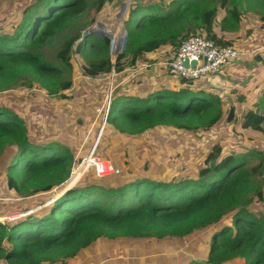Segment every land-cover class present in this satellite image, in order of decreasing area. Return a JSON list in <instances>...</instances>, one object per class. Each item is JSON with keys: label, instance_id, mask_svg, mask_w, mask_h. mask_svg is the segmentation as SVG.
Wrapping results in <instances>:
<instances>
[{"label": "trees", "instance_id": "16d2710c", "mask_svg": "<svg viewBox=\"0 0 264 264\" xmlns=\"http://www.w3.org/2000/svg\"><path fill=\"white\" fill-rule=\"evenodd\" d=\"M240 1L133 0L123 23L121 43V30L113 35L115 46H120L113 66L116 89L94 150L95 157L108 161L114 172L101 178L89 167L79 183L49 206L0 223V264H71L82 251L103 239L110 243L123 238L184 240L224 220L221 229L212 233L205 258L195 255L184 264H264V151L224 154L218 145L200 158L196 173L187 174L164 167L154 155L157 150L167 153L166 145L144 143L148 147L141 152L136 142L161 127L178 133H211L224 121L223 97L193 89L192 81L177 88L151 81L148 89L139 93L136 86L140 81L120 89L115 85L119 73L133 72L144 53L165 45L177 48L191 36L232 46L231 39L224 38L240 28ZM109 2L29 0L22 8L19 5L21 9L13 17L0 19V93L36 88L49 97L68 94L74 71L69 52L79 38L75 53L86 58L79 74L95 80L110 73L112 39L93 32L67 40L85 24L83 18L90 11L99 13ZM256 5L264 24V0H253L246 6ZM220 10L225 12L222 19H218ZM110 19L116 21L114 14ZM101 25L109 33L113 30L109 23ZM217 28L221 35L215 33ZM63 38L66 41L59 49ZM55 115L52 111L51 117ZM55 120L51 125L61 127ZM241 121V128L264 137V110H246ZM41 131L35 138L32 126L0 102V159L6 149H15L0 184L8 190V194L0 193V202H8L6 208L0 205V214L20 211L22 206L10 203L51 193L71 175L77 148L71 151L55 142L41 145ZM255 200L261 206L252 211Z\"/></svg>", "mask_w": 264, "mask_h": 264}, {"label": "rangeland", "instance_id": "374dc122", "mask_svg": "<svg viewBox=\"0 0 264 264\" xmlns=\"http://www.w3.org/2000/svg\"><path fill=\"white\" fill-rule=\"evenodd\" d=\"M252 1L253 0H241L240 7H245L251 4ZM28 2L29 0H7L5 2L0 0V19L7 20L13 17V14L19 11ZM125 3L126 0H111L101 12L95 13L94 11H90L87 17L83 18V21L86 20L85 24L70 34L67 40L73 39L78 35L82 38V36L88 33L90 28L96 27V24L101 25L102 22L111 24L113 30L110 31V33L107 32L106 29L104 33H95L106 36L115 33L119 22V16L125 11ZM19 5L21 8H19ZM252 7L253 11L258 14L260 10L259 7L257 5ZM262 12H264V8ZM112 14H114V19L117 17L118 20L116 19V21H113L110 19ZM106 17L109 19H106ZM256 26H259V23L256 24ZM2 27L3 26L0 24V28ZM263 35L264 29L255 30L252 35H245L247 38H244L245 42L243 46L245 49H249L253 48V46L262 44L264 42ZM240 39H243V36L238 38V40ZM81 40L80 38L77 39L72 44L69 52L70 62L74 71L70 77L72 88L68 94L49 97L43 91L36 88L31 90L19 88L17 90L0 93V102H5L11 109L16 110L17 113L32 126L35 138H38V134H40L42 129L49 126L48 130L45 129L41 131L42 136L39 138L41 140V145L55 142L66 146L71 151L77 148L74 154L75 162L71 168L70 179L54 189L51 193L42 194V196L39 197L32 196L20 202L16 201L15 205L10 203L11 206H22V208L17 212H8L5 213V215L0 214V223L2 224L19 219L49 206L51 204L50 200L57 197L60 191H68L69 185L75 186L79 183L82 173H84L89 165V161L85 160V158L87 159V156L93 150V146L96 148L94 144L102 126V119L104 120L106 115V96L109 86H111V94L116 87L114 88L113 86L114 71H110V73L106 75L101 74L95 80L85 79L79 74V68L86 62L85 56L75 53L76 47ZM112 40L114 43L113 51L118 53L120 49L115 46L117 42L113 37ZM65 41L64 38L59 41V49H61ZM232 46L237 51L238 48L236 49L234 45ZM244 47L239 49L240 52H244ZM261 53L264 54V50ZM239 58L249 59V62L252 64H261L260 62H255L257 58L255 55L245 56L241 54ZM123 61H125V63L128 62L126 58ZM240 76H242L243 81L246 82V87L243 88H246V90L240 93L243 99L240 102V106L239 104L235 105L236 113L233 112L230 122H227L228 114L226 113L223 123L216 125L211 133H178L176 130L169 127L157 128L151 131L149 135L142 136L143 138L136 141L142 147L141 152L145 151L143 147H148L145 146L144 143H150L151 145L152 143L166 145L168 152L171 154L157 150L154 151V155L164 162V167L167 166V168H172L175 171L182 170L189 174L190 172L196 173L199 168L198 163L200 162V158L203 160L206 157V153L209 151L212 152L218 145L223 147L222 152L224 154L230 152L245 154L254 150L264 151V137L262 134L254 130H245L241 128V117L245 110L243 109V113L242 110H240L241 106L245 108V106L249 104V106L252 105L260 110H264V66H258V68L252 69ZM63 77L66 78V76ZM135 79H137V73H129L124 70L119 73L118 81L115 85L118 84V89H120V87L124 88ZM202 81V79L193 80L191 82V87L197 90ZM139 91L140 90L137 89L138 93ZM253 107H250V109ZM48 109L56 111L55 117H51L52 111L49 112ZM43 115L50 116L45 119L43 117L41 118ZM54 120L60 123L61 127L57 124L51 125V122ZM73 137L77 139L73 141ZM14 153V148H8L4 156L0 159V184L4 182L6 176L5 165L15 156ZM172 156L175 158L171 159ZM82 162L83 165L80 166ZM7 192V188L0 187V193L8 194ZM7 204L8 202L5 201L0 202L1 208H6ZM260 206L261 204L255 200L250 208L252 211H256ZM225 222L226 220L205 231L193 233L184 240L172 238L159 242L155 240L137 241L123 238L122 240L110 243V241L103 239L92 246V251H86L84 256L89 259L95 258L98 262H104L103 264H184L185 261L192 259L195 255L200 256L202 259L205 258L212 233L221 229ZM83 261L85 260L83 259L81 264ZM79 263V261L76 262V264ZM228 264L240 263L238 261H233Z\"/></svg>", "mask_w": 264, "mask_h": 264}, {"label": "crops", "instance_id": "0c3cea01", "mask_svg": "<svg viewBox=\"0 0 264 264\" xmlns=\"http://www.w3.org/2000/svg\"><path fill=\"white\" fill-rule=\"evenodd\" d=\"M165 1H169V0H165ZM134 2L136 3L138 2V0L137 1L134 0ZM240 12H241V23H240L239 30L236 32H228L226 34L224 33L225 34L224 40L228 41L229 39H231L232 43L235 42L232 45H234L236 49L238 48L237 51L239 53V56L241 54L245 56L255 55L257 56L255 62H260L261 64H256V63L252 64L249 62V59H240L238 57L237 60H235L232 64L228 66L229 68L227 67L228 69L226 68L222 72L212 77L202 79L203 81L201 82L200 87L198 88V90H204L207 92H212L218 96H222L223 97V100H222L223 108H224L223 111L225 115L226 113L227 114L229 113L230 109H233V112L236 113L235 105L239 104L240 106V102L243 99V96H241L240 93L246 90V88L243 89L244 87H246V82L243 81V77L240 75L248 71H251L252 69L254 70L258 68V66H264V54L261 53L264 50V42L262 44L253 46V48H249V49H245V47L243 46L245 42L244 38H247L245 35H252L255 30L264 29V24L260 20V15L257 14L255 11H253L252 6L240 7ZM122 15H123V12L119 18V24L113 35H115L118 32L119 28L121 27ZM224 15H225V12L223 10H220L218 12V19H222ZM258 23H259V26H256V24ZM215 33L217 35H221L219 28L216 29ZM242 36H243V39L238 40V38ZM109 39H112V38H109ZM243 47H244V50H243L244 52H240L239 49L240 48L242 49ZM175 49L176 48H173L170 45H165L161 48H158L155 51L146 52L143 54V56L141 57V60L137 64L136 69L133 71L137 73V79L135 80L141 82V84H138L136 86V88L139 87L137 89H139L140 92L148 89V85L150 81L163 82L164 85L166 84V86L171 84L175 88H177L178 85L181 84V79H179L175 75L173 76L170 75V71L165 67V63H167V61L171 59L172 55L175 52ZM249 105L245 106V108L241 106L240 110H242V113H243V109L245 111L250 110V107H252V105L251 106ZM92 149L95 150L94 146ZM92 248L89 250L82 251L80 255L81 259L79 257L76 261L72 262L71 264H76V262L78 261L80 262L79 264H81V261L83 259L85 261H83L82 264H85V263L86 264H103L104 262L102 261L98 262L96 261L95 258L89 259L84 256V254H86L85 252L92 251Z\"/></svg>", "mask_w": 264, "mask_h": 264}, {"label": "built area", "instance_id": "2783aa9c", "mask_svg": "<svg viewBox=\"0 0 264 264\" xmlns=\"http://www.w3.org/2000/svg\"><path fill=\"white\" fill-rule=\"evenodd\" d=\"M132 2L133 0H130L129 4L131 5ZM238 57L239 53L233 46H220L215 44L212 40L198 35L191 36L182 41L175 49L171 59L165 63V67L179 79L193 81L217 75L237 60ZM185 62H187V66L184 65ZM193 62L195 64H193ZM85 160L89 161L86 170L89 167H94L97 177H107L114 172L109 162L102 161L95 157L94 149ZM72 187L73 185L69 186L68 189Z\"/></svg>", "mask_w": 264, "mask_h": 264}, {"label": "water", "instance_id": "95a60500", "mask_svg": "<svg viewBox=\"0 0 264 264\" xmlns=\"http://www.w3.org/2000/svg\"><path fill=\"white\" fill-rule=\"evenodd\" d=\"M139 2H142V1H144V0H138ZM130 3V0H126V3H125V15H126V12H127V10H128V8H129V4ZM125 17V16H124ZM124 17L122 16V20H121V31H120V33H121V35H120V43H121V38H122V36L125 34V28H124V26H123V21H124ZM96 27H94V28H90L89 30H88V33L87 34H90V33H93V32H105V29H104V27L102 26V25H100V24H96L95 25ZM113 34L114 33H111V34H108V38H112L113 37ZM111 60H112V70L111 71H113V66H114V62H115V58H116V55L118 54L117 52H115V51H113V45H112V48H111ZM193 64H195L194 62H193ZM184 65L185 66H187V62H185L184 63ZM185 82H188V81H186L185 79H181V83H185ZM110 98H111V86H109V90H108V94H107V96H106V115H107V112H108V109H109V104H110ZM106 115H105V118H104V120L102 119V123H103V126H101V128H100V131H99V134H98V137H97V139H96V141H95V146L97 145V143H98V140H99V137L101 136V132H102V130H103V127H104V125H105V120H106ZM232 116H233V109H230L229 110V113H228V117H227V122H230V120L232 119ZM102 125V124H101ZM83 165V163L81 164V166ZM70 186V185H69ZM66 191H60L59 193H58V196H61L63 193H65ZM54 197L53 199H51L50 200V203H52V202H54L55 200H57L59 197ZM35 211V210H34Z\"/></svg>", "mask_w": 264, "mask_h": 264}, {"label": "bare ground", "instance_id": "6f19581e", "mask_svg": "<svg viewBox=\"0 0 264 264\" xmlns=\"http://www.w3.org/2000/svg\"><path fill=\"white\" fill-rule=\"evenodd\" d=\"M124 12H125V11H124ZM124 12H123V15H122L123 17L125 16V13H124ZM119 30H121V27L119 28ZM119 30H118V32H119ZM118 32H117V33H118ZM117 33H116V34H117ZM112 45H113V44H112ZM116 47H117L118 49L120 48V46H117V45H116Z\"/></svg>", "mask_w": 264, "mask_h": 264}]
</instances>
